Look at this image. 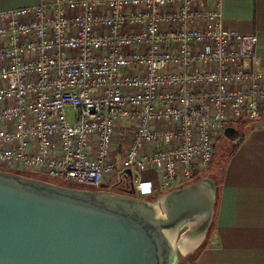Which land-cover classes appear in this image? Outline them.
<instances>
[{"label":"built area","instance_id":"2783aa9c","mask_svg":"<svg viewBox=\"0 0 264 264\" xmlns=\"http://www.w3.org/2000/svg\"><path fill=\"white\" fill-rule=\"evenodd\" d=\"M223 3L41 0L1 11L0 170L134 185L145 197L191 181L228 126L264 115L258 34L228 27ZM149 169L157 175L145 179Z\"/></svg>","mask_w":264,"mask_h":264},{"label":"water","instance_id":"95a60500","mask_svg":"<svg viewBox=\"0 0 264 264\" xmlns=\"http://www.w3.org/2000/svg\"><path fill=\"white\" fill-rule=\"evenodd\" d=\"M238 132L226 128L232 139ZM206 180L156 204L135 196L134 185L79 188L0 170V264H172L211 209L215 183L211 190Z\"/></svg>","mask_w":264,"mask_h":264},{"label":"crops","instance_id":"0c3cea01","mask_svg":"<svg viewBox=\"0 0 264 264\" xmlns=\"http://www.w3.org/2000/svg\"><path fill=\"white\" fill-rule=\"evenodd\" d=\"M40 2L0 0V12ZM223 14L228 27L258 34L257 51L264 62V0H224ZM224 137L233 140L230 134L225 133ZM156 175L155 170L149 169L143 177ZM212 176L218 181V189L215 184L205 232L195 248L185 254L195 252L206 239L191 264H264V125L247 133L221 176L217 170ZM212 223L213 229L207 235Z\"/></svg>","mask_w":264,"mask_h":264},{"label":"rangeland","instance_id":"374dc122","mask_svg":"<svg viewBox=\"0 0 264 264\" xmlns=\"http://www.w3.org/2000/svg\"><path fill=\"white\" fill-rule=\"evenodd\" d=\"M67 112H68L69 118L71 120H73L74 119V111L69 107ZM221 139H222V141H219L217 143V151L215 153V157H214L213 161H211V163L208 166L204 167L203 169H200L197 172V174L195 175V177L193 178V180H191L189 182H186V183H184L182 185H178L176 187L167 189V190H165L163 192H158V193L154 194V196L151 197V198H150V196L145 197V196H140L139 194H135V196H137L139 198H142V199L149 200L152 203H156L157 204V202H159V199L165 193H167V192H169V191H171L173 189H177V188H180V187H184V186H186V185H188L190 183H193L195 181H200V180H203V179H210V178L212 180V178H213L212 181H214V183L216 184V180L212 176L213 175V171L217 170L218 176L219 175L221 176V173H222L223 168H224V162H225V157L223 155H224V153H227L228 151H230L231 146L234 144V142L232 140H228L225 137H222ZM145 172H143V176H144ZM37 177L44 179V176L43 175H39L38 174ZM217 178H219V177H217ZM51 180H53V179H51ZM48 181H50V180H48ZM63 181H65V180H63ZM54 182H56V181H54ZM56 183H62V182L60 181V182H56ZM190 255H192V253H189V254L186 255L182 251V249H179L178 250V261H177V263H179V262H180V264H186V263H188L189 260L192 259V257H193V256H190Z\"/></svg>","mask_w":264,"mask_h":264},{"label":"trees","instance_id":"16d2710c","mask_svg":"<svg viewBox=\"0 0 264 264\" xmlns=\"http://www.w3.org/2000/svg\"><path fill=\"white\" fill-rule=\"evenodd\" d=\"M258 120H262L261 123H258L257 121ZM264 125V115L260 118H249V117H245L243 119H241L237 124L236 126L239 128V131H240V140L239 142L237 143H234L232 146H231V149L230 151H228L227 153H224V157H225V162H224V167L226 165V163L228 162V160L230 159V157L236 152V150L238 149L240 143L246 138V135L247 133L254 129L255 127L257 126H263ZM219 141H222V139H219ZM224 141V140H223ZM215 157V156H214ZM214 159V158H213ZM213 161V160H212ZM224 169V168H223ZM21 174H25V175H28V176H33V177H37L38 174L35 173V172H19ZM44 176V179L45 180H50V181H56V182H60L61 180L59 179H56V178H52V177H49L47 175H43ZM53 179V180H51ZM193 180V179H192ZM53 181V182H54ZM62 183L61 184H64V185H68V186H72V187H79V188H89V189H92L89 185L87 184H84V183H79V182H75V181H70V180H65V181H61ZM216 184H217V189H218V181H216ZM126 188H120V189H117L115 190L116 192H124ZM154 195L150 196L153 197ZM213 229V223L211 224V226L209 227V230L207 232V235H209V233L211 232V230ZM206 244V239L197 247L196 251L192 253V255L190 256H193L192 259L189 260L188 263L186 264H191L193 263L197 256H198V253L199 251L203 248V246ZM180 264V262L178 263Z\"/></svg>","mask_w":264,"mask_h":264},{"label":"bare ground","instance_id":"6f19581e","mask_svg":"<svg viewBox=\"0 0 264 264\" xmlns=\"http://www.w3.org/2000/svg\"><path fill=\"white\" fill-rule=\"evenodd\" d=\"M206 183L210 185L211 187V190H213L214 188V183L211 179H207L206 180ZM205 220L206 219H201L200 222L197 223V230L199 231L198 233L199 234H196L195 236H188V235H185L182 239V243H181V247H178L176 246V250L174 252V257H173V260H172V264H176L177 261H178V251H177V248L178 250L179 249H182V251L184 253H187L189 251H191L192 249L195 248V246L199 243V241L201 240V238L203 237V228L205 226ZM177 245V244H176Z\"/></svg>","mask_w":264,"mask_h":264},{"label":"flooded vegetation","instance_id":"af4514ba","mask_svg":"<svg viewBox=\"0 0 264 264\" xmlns=\"http://www.w3.org/2000/svg\"><path fill=\"white\" fill-rule=\"evenodd\" d=\"M123 188H124V187H123ZM125 188H126V187H125ZM118 189H120V188H118ZM115 190H117V189H115ZM135 194H138V193L136 192V189H135V193H134V195H135Z\"/></svg>","mask_w":264,"mask_h":264}]
</instances>
